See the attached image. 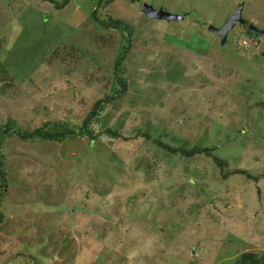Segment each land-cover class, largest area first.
<instances>
[{
    "label": "rangeland",
    "instance_id": "374dc122",
    "mask_svg": "<svg viewBox=\"0 0 264 264\" xmlns=\"http://www.w3.org/2000/svg\"><path fill=\"white\" fill-rule=\"evenodd\" d=\"M138 1L97 12L128 23V36L93 20L98 0H0V264L264 254V0ZM144 3L186 16L148 19ZM238 6L263 34L237 25L220 45L207 28ZM116 77L125 92L80 134ZM36 130L75 135L19 138ZM156 141L211 152L186 158Z\"/></svg>",
    "mask_w": 264,
    "mask_h": 264
},
{
    "label": "trees",
    "instance_id": "16d2710c",
    "mask_svg": "<svg viewBox=\"0 0 264 264\" xmlns=\"http://www.w3.org/2000/svg\"><path fill=\"white\" fill-rule=\"evenodd\" d=\"M45 2H48L50 4H53V6L55 7V9L61 7V6H65L66 3L68 2V0H64L62 3H54L53 0H44ZM113 0H98V4L96 9L92 12V18L93 20L99 24V26L103 29H112V30H117L119 32H127L128 36L132 35V27L121 20L118 19H114L111 17H107L106 19H100L97 15V12L99 11V9L104 8L105 6H107L108 4H110ZM132 4H137L140 3L138 0H129ZM184 17L186 16V13L183 14ZM188 15V14H187ZM145 17V16H144ZM204 24H201V26H203ZM250 25L249 23H246L242 26H248ZM205 26V25H204ZM246 34L248 36H257V34L255 33H250L248 30H246ZM130 43V40H129ZM127 52V48L124 49L123 53L118 57V59L115 61L114 64V74L116 75V72L121 68L122 64H123V59H124V55ZM120 72V71H119ZM117 81H118V86H119V90H116V95H110L102 100H98L91 108V110L89 111V113L86 115V117L84 118L82 125L80 127L81 132L80 134H83L82 132H85V130L87 129V126L89 124V121L91 120L92 117H95L97 114V111L102 110L103 109V104L107 103L109 101L114 100L116 97H119L122 92H125L126 90V85L125 83L122 81V78L118 79V77H116ZM75 135L74 132H58V133H45L42 132L41 130H36L32 133H25V134H19V138L21 140H26V139H31L33 137H39L41 139L44 140H49V141H59L61 139H64V137H68V136H73ZM146 138H149L148 135H143ZM156 144L160 147L163 148L164 150L171 152V153H176L179 152L182 154V156L184 157H191L193 155H201L204 154L206 157L210 156V149L208 148H199L197 146H194L192 148H190L189 150L186 149H174L171 148L163 143H161L160 141H156ZM214 161L219 164V165H223L225 164L223 161L218 160L216 158H214ZM233 174H239V175H243L246 176L247 178H250V176L246 173V171L244 170H236L233 172ZM1 175V173H0ZM1 177V176H0ZM234 264H264V254L261 256H256L253 253H243L239 259L234 263Z\"/></svg>",
    "mask_w": 264,
    "mask_h": 264
},
{
    "label": "water",
    "instance_id": "95a60500",
    "mask_svg": "<svg viewBox=\"0 0 264 264\" xmlns=\"http://www.w3.org/2000/svg\"><path fill=\"white\" fill-rule=\"evenodd\" d=\"M141 11L143 15L148 19L160 20L165 22L179 21L184 18V15H173L162 8H154L148 4H142ZM245 23L242 18V6H238L235 11L228 16L225 22L219 27L208 26L207 31L215 34L218 38L220 45H224L229 32L237 25H243ZM247 30L250 33L260 34L263 32L259 31L255 26L249 25Z\"/></svg>",
    "mask_w": 264,
    "mask_h": 264
},
{
    "label": "clouds",
    "instance_id": "9594fccd",
    "mask_svg": "<svg viewBox=\"0 0 264 264\" xmlns=\"http://www.w3.org/2000/svg\"><path fill=\"white\" fill-rule=\"evenodd\" d=\"M244 24H245V23H244ZM244 24H243V25H244ZM240 26H242V25H240ZM253 26H254V25H253ZM247 28H248V27H247ZM259 31H260V30H259Z\"/></svg>",
    "mask_w": 264,
    "mask_h": 264
},
{
    "label": "flooded vegetation",
    "instance_id": "af4514ba",
    "mask_svg": "<svg viewBox=\"0 0 264 264\" xmlns=\"http://www.w3.org/2000/svg\"><path fill=\"white\" fill-rule=\"evenodd\" d=\"M248 26H249V25H248ZM248 26H247V27H248ZM247 27H246V28H247Z\"/></svg>",
    "mask_w": 264,
    "mask_h": 264
}]
</instances>
